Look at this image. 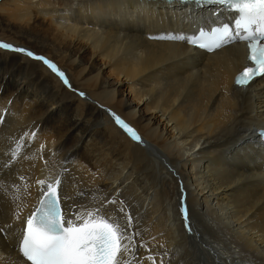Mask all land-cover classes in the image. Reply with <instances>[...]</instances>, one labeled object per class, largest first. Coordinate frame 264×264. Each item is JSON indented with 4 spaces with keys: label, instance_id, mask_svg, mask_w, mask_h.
<instances>
[{
    "label": "bare ground",
    "instance_id": "obj_1",
    "mask_svg": "<svg viewBox=\"0 0 264 264\" xmlns=\"http://www.w3.org/2000/svg\"><path fill=\"white\" fill-rule=\"evenodd\" d=\"M224 13L161 0H0V45L26 50L0 47V264H27L24 221L56 181L77 220L107 214L127 226L120 264H264V78L233 85L247 64L240 43L189 46Z\"/></svg>",
    "mask_w": 264,
    "mask_h": 264
},
{
    "label": "snow or ice",
    "instance_id": "obj_2",
    "mask_svg": "<svg viewBox=\"0 0 264 264\" xmlns=\"http://www.w3.org/2000/svg\"><path fill=\"white\" fill-rule=\"evenodd\" d=\"M212 2V0H208ZM223 4L227 0H217ZM239 10L244 13L241 18L243 25L254 24L257 20L264 21V0H240ZM221 34V40L226 34ZM264 34V32H262ZM215 46L221 47L219 41L210 44H201L200 48L210 50ZM0 47L16 52H25V49L14 48L12 45L3 44ZM250 59L256 68H246L236 83L244 85L250 82L259 71L264 75V47L249 45ZM29 57L43 60L54 73L62 79L65 77L57 67L44 59L36 56L32 52H27ZM64 83L69 81L64 79ZM81 95H84L81 93ZM115 122L134 140L140 138L136 133L124 123L120 117H115ZM44 185V181H39ZM60 181H56L57 186L49 183L44 186L40 194V204L35 208L24 221L23 237L20 242V251L23 257L31 264H120L118 254L126 249L128 231L127 226H122L112 222L110 215H102L97 219L88 213L87 217L81 216L79 220L78 211H73L70 207H63L62 201L68 198L64 196L58 187ZM186 189L181 188L180 192V211L185 219V227L190 231L191 225L189 209L186 203ZM115 204V200L108 201ZM123 205V201H120ZM86 211V210H85ZM116 212L123 214L131 223V213L121 206L115 209ZM99 215V213H98ZM2 231V230H0ZM155 264V261H153Z\"/></svg>",
    "mask_w": 264,
    "mask_h": 264
}]
</instances>
